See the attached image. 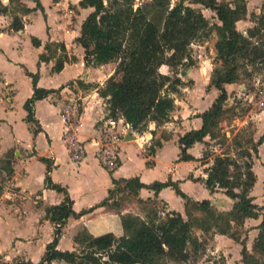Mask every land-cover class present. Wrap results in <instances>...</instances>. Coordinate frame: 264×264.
<instances>
[{
    "label": "crops",
    "instance_id": "1",
    "mask_svg": "<svg viewBox=\"0 0 264 264\" xmlns=\"http://www.w3.org/2000/svg\"><path fill=\"white\" fill-rule=\"evenodd\" d=\"M1 2L6 11L0 13V156L12 171L8 174L5 165L0 170L10 176L19 196L17 202L13 197L4 198L11 192L0 195L1 260L6 262V246L9 245L10 256L19 255L20 259L37 262L46 243L53 238L55 224L46 217L45 208L60 203L65 193L46 183L47 163L40 157L48 159L51 181L65 189L72 209L77 212L69 215L62 226L56 245L61 250L78 251L92 237L105 233L122 235V214L128 212L143 217L138 212V198L158 200L163 210L178 211L185 216V199L171 185L163 186L157 192L150 187H140L132 202L134 209L102 204L108 190L114 187L113 177L137 176L146 184L171 179L192 199L208 198L218 210L231 208L235 199L226 195L222 188L210 191L204 183L213 159L212 156L204 157L209 135L187 148L192 158L179 159V136L201 126L202 118L197 114L208 108L218 95V88L210 83L209 75L193 70L187 73L190 82L182 87L183 97L177 99L176 106L163 123L150 117L141 132L129 127L119 141V163L110 170L97 156L103 118L106 117V100L99 94L98 87L113 73L115 64H87L84 47L76 40L92 7L80 6L79 0ZM22 7L28 10L24 11ZM15 15L22 22L19 29L12 27ZM32 37L38 39V44ZM58 58L63 59V65L59 70H53ZM34 77L38 87L51 89L33 103V116L38 123L36 132L33 131L35 123L26 121L24 106L33 93ZM73 101L78 109L75 122L66 118L64 110L66 104ZM69 133L80 146L82 154L78 158L73 156L72 146L65 139ZM153 139H159L160 145L149 153L148 146ZM258 159L264 163V149L258 150ZM263 167L261 162L259 166L256 162L252 164L256 179L250 194L258 205H264V202L258 201L253 190L264 181ZM111 201L109 198L108 202ZM263 215L260 212L258 217L244 219L243 225L248 227L242 236L246 237V262L242 260V243L218 231L212 232L210 252H219L226 264H259L262 252L254 250L252 245L258 240L257 225ZM200 232L201 229L196 230L197 235L193 234L187 241L186 256L176 263L204 264L197 254ZM190 243L192 249L189 251ZM39 253L37 259L34 254ZM48 264L70 263L52 260Z\"/></svg>",
    "mask_w": 264,
    "mask_h": 264
},
{
    "label": "trees",
    "instance_id": "2",
    "mask_svg": "<svg viewBox=\"0 0 264 264\" xmlns=\"http://www.w3.org/2000/svg\"><path fill=\"white\" fill-rule=\"evenodd\" d=\"M193 2L212 8L218 21L211 23L200 9L191 5ZM79 5L92 7L82 22L80 35L76 37L84 47L85 62L101 65L112 59L117 61L113 73L98 87L99 94L106 98V116L120 113L124 120L139 132L146 128L148 118L164 119L168 116L175 105L171 93L178 92L179 85L184 82L176 74L161 71L160 66L167 64L175 67L184 62H191V42L198 37L209 35L212 28L216 30L218 35L214 42L215 56L220 63L213 67L210 78L219 93L208 108L197 114L202 118L201 126L187 130L179 136V159L192 158L187 148L196 141H202L206 135L214 136L209 129V122L224 112L226 84L240 79V67L256 61L264 63V39H252L259 34V28L254 25L243 33L236 27V21L246 16L245 1L231 5L229 2L218 0H176L173 4L171 0H152L134 6V0H109L108 3L104 0H79ZM148 6L156 15L149 13L146 9ZM22 10L26 11L28 8L22 7ZM4 11L6 6L0 0V13ZM12 27H22L17 15L13 17ZM32 41L35 44L39 42L36 37H32ZM62 65L63 59L58 58L53 70H59ZM118 73H122L120 80L116 79ZM33 82V93L24 106L27 110L26 121L35 123L33 131L36 132L38 123L33 116V103L48 94L51 89L38 87L35 77ZM250 141V148L257 154L258 145L264 141V131L256 141ZM158 145L160 140L153 139L148 146V152L153 153ZM242 153V160L227 152L215 154L204 179L210 191L222 188L226 195L235 199L228 210H218L208 198L192 199L171 179L155 180L146 184L137 176L119 179L113 177L114 187L108 190V196L101 201L102 204L120 208L114 197L120 190L136 196L142 186L157 192L161 187L171 185L176 193L185 199V216L174 210L166 212L165 217L158 216L154 207L148 208L145 205L152 199L138 198V202L144 203L141 206L145 212L144 217L128 212L122 214V235L105 233L92 237L78 251L56 247L66 218L76 215L77 212L72 209L71 199L65 189L51 181L48 175V159L40 157L47 163L46 183L63 191L65 197L60 203L45 208L46 217L54 222L55 226L53 238L46 243L39 260L33 262L19 259L9 264H48L52 260H63L70 264H157L165 256L184 258L185 246L191 239L194 228H199L204 233L218 231L239 241L243 245L242 260L246 262V237H241L232 229L231 221L240 225L246 217H258L264 205L255 203L250 194L256 179L252 168V153L249 149H244ZM6 171L9 174L12 169L6 167ZM109 198H112L111 202H108ZM257 227L258 240L252 246L254 250L264 253V215ZM199 246L204 247V239L200 240ZM103 256L106 259H103ZM212 264L226 262L213 261Z\"/></svg>",
    "mask_w": 264,
    "mask_h": 264
},
{
    "label": "rangeland",
    "instance_id": "3",
    "mask_svg": "<svg viewBox=\"0 0 264 264\" xmlns=\"http://www.w3.org/2000/svg\"><path fill=\"white\" fill-rule=\"evenodd\" d=\"M108 1L109 0H104L105 3H108ZM150 1L152 0H134V6L141 3H148ZM175 1L176 0H171V3L173 4ZM218 1L229 2L231 5L245 1L247 9L246 16L236 21V27L239 31L246 33L247 28L256 25L259 28V34L253 36L252 39H264V0ZM191 5L200 9V11L209 19L211 23L218 21L215 11L212 8L206 7L199 2H193ZM146 9H148L151 15H156L155 11L151 12L152 8L149 6ZM217 35L218 34L216 30L212 28L209 35L205 37H198L191 42V62H184L182 64H178L175 67L169 66L167 64H164L160 67V70L163 72H168L171 75L176 74L181 77V79H185L183 80L184 82L179 85L178 92L171 93L174 98V107L176 106L177 99L181 100L183 97L184 92L182 91V87H184V84L190 82L189 76L187 74L190 72V70H193V72H200L204 76L209 75L210 78L213 67L220 63V60L215 56L216 50L214 47V42L217 38ZM116 62L117 61L115 59H112L107 63L109 64L108 66L112 64H115L116 66ZM121 78L122 73H118L116 75V79L120 80ZM209 81L211 83V78ZM226 90L227 97L223 103L225 108L224 112L221 113L218 118L211 119L209 122V129L214 133V136H210L209 140H207L209 145L206 146L204 157L212 156L213 158L217 153L227 152L229 155L242 160L244 158L242 151H244V149H249L252 153L253 162H256L257 166L260 165V162L262 165H264L260 159L256 160L258 153L255 154L250 148V140L252 139L256 141L264 131V63L256 61V63L243 64L240 67V79L237 82H233L232 84H226ZM103 100H106V98H103ZM105 106L107 107V102H105ZM164 120L165 119L162 118L158 119L160 123H163ZM103 132L104 127L102 134ZM263 149L264 141L258 146V150ZM9 160H12V157H10ZM5 161L6 160L0 156V167L2 165L8 167V164H6ZM9 179L10 176L8 174H2L0 170V195L6 191L11 192L9 196L4 195V198L8 199L10 197L9 199H11L13 197L15 198L14 201L16 200L18 202V191L14 189V186H12ZM222 191L224 192L223 189ZM253 191L255 192V197H258V201L264 202V181H262L259 187L257 189L255 188ZM114 197L117 199L120 207L125 206L128 209L135 208V205L132 203L134 201V196L127 191L120 190L114 194ZM138 203V212L144 217L145 212L141 210V206L144 203ZM145 205L148 208L154 207L155 210H157L158 216L165 217L167 211L163 210L162 204L158 200L148 201L145 203ZM135 211L137 212V209ZM260 212L264 214V209H261ZM231 224L233 225L232 229L236 231L241 237L247 232L248 227L246 225H238L235 223ZM198 229L199 228H194L193 234H196L195 232ZM212 232L204 233L202 230L200 232L201 239H204V247L202 248L199 246V253L197 254L204 264H212L213 261H218V263H221L222 261L225 262L224 258L219 254V252L216 251L215 253H211L209 250L210 247H213V244H211ZM190 245L191 243L188 244L189 247H187L189 251L192 249ZM8 247L9 245L6 246V262L0 259V264H9L20 259L19 255L17 257L10 256L11 254H8ZM40 254L41 253L38 255L34 254V256L38 259ZM259 256L261 258L259 264H264V253H260ZM103 259H106L105 256H103ZM176 262H180V259L165 256L161 258L157 264H178ZM234 264H237V262Z\"/></svg>",
    "mask_w": 264,
    "mask_h": 264
},
{
    "label": "built area",
    "instance_id": "4",
    "mask_svg": "<svg viewBox=\"0 0 264 264\" xmlns=\"http://www.w3.org/2000/svg\"><path fill=\"white\" fill-rule=\"evenodd\" d=\"M64 110L66 118L75 122L76 112L78 110L75 101L71 104H66ZM103 127L104 132L97 149V156L100 162L111 170L119 163V141L122 140L123 134L126 133L131 125L124 120L120 113H117L115 116H106L103 118ZM65 139L69 142L70 146H72L73 156L78 158L82 152L80 151L79 144L73 140L74 136L69 133ZM143 139L144 141H147V138L144 137Z\"/></svg>",
    "mask_w": 264,
    "mask_h": 264
}]
</instances>
